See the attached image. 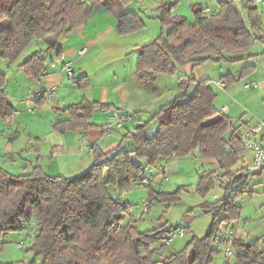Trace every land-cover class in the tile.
<instances>
[{
	"label": "trees",
	"instance_id": "obj_1",
	"mask_svg": "<svg viewBox=\"0 0 264 264\" xmlns=\"http://www.w3.org/2000/svg\"><path fill=\"white\" fill-rule=\"evenodd\" d=\"M261 1L219 0L216 7L195 8L194 21L175 13L177 2L162 1L155 8L162 32L138 48L137 72L140 82L154 91L159 74L176 76L182 93L125 134L124 139L133 141L132 147L119 145L108 152L96 147L92 164L79 174H49L39 158L28 173L14 174L0 166V254L7 242L5 236L30 227L36 216L37 227L31 233L33 241L28 251L41 256V264H211L221 251L219 238L229 235L241 216L238 199L253 192L252 172L248 167H237L246 149L239 127L216 104L218 94L210 78L196 80L193 74L178 71L180 67H196L206 61L236 63L248 58L242 54L257 41L264 42ZM130 2L0 0V20L6 21L0 24V58L14 63L34 39L66 36L95 8L111 9L115 4ZM118 18L119 34L136 32L146 25L136 10L124 11ZM58 42L56 39L46 49L34 51L19 67L28 76L42 77L47 72L44 53L57 49ZM57 56H61L60 51ZM256 68L254 63L244 64L238 69L239 77L228 71L221 78L233 83ZM191 82L196 85L190 89ZM78 83L87 86L89 81L85 76ZM5 85L6 75L0 71V114L12 117ZM112 108L110 103L83 99L66 108L69 118L56 122L54 129L63 133L88 129L95 126L91 122L94 110ZM154 121L156 127L150 133L146 128ZM196 151L200 158H215L219 163L218 170L201 172L196 190L203 198L197 206L211 219L202 235L194 234L180 250L165 255L164 240L181 227H166L168 223H164L139 230L134 223L124 224L133 205L121 195L131 192L135 185H149V171L161 168L163 159L185 158ZM217 180L224 194L209 202L205 197ZM110 186L117 187V196L109 191ZM233 188L234 194L230 195ZM184 190L180 186L167 192L149 185L146 201L172 205L182 201ZM234 245L240 264H256L264 253L259 239H235Z\"/></svg>",
	"mask_w": 264,
	"mask_h": 264
},
{
	"label": "crops",
	"instance_id": "obj_2",
	"mask_svg": "<svg viewBox=\"0 0 264 264\" xmlns=\"http://www.w3.org/2000/svg\"><path fill=\"white\" fill-rule=\"evenodd\" d=\"M148 1H150V5L145 0H131V2L127 5L115 4L111 9L104 6L95 8L85 19L78 22L66 36H62L65 37L62 42H60L61 39L58 40L57 49L50 50L53 53V55H51V63H49L46 58L47 72L42 77L34 78L26 74L22 76V81L24 82L23 90L28 88L27 84L32 86L34 90L28 93L26 98H20L21 100L19 99L16 106L14 105L12 99V93L8 92L9 73L16 68L18 70H23L19 67V65L34 51L41 49H32V51L27 54L26 58L22 59V56L26 53L27 47L14 63L0 58V71L6 75L5 91L11 110L14 112L12 117H4L0 114L1 120L8 125L11 124V120H13L15 116L23 115V111L18 110L21 108H26L29 112L34 114L38 113V115L43 112H47L49 114L52 113L55 118V121L44 124V134L39 137H35V140L31 134H26L27 132H24L26 136L25 145L18 143L21 134H18L17 131H14L13 134H7L6 130L0 128L1 167L14 174L28 173L32 170L37 158H39L41 165L49 174L66 175V173L71 172L77 173L80 171L79 169L85 170L94 160L93 152L96 147H101L104 152L111 151L119 145L132 147L133 141L128 138L124 139L125 134L133 131L134 127L140 121L150 119L152 115L162 106L173 100L175 96L182 93L178 87L176 76H174L176 78L175 81H169L168 77L165 76L166 74H159L156 82L157 91H154L152 87L141 83L139 80V74L137 72V50L143 44L157 38L162 32L161 22L155 17V8L164 0ZM166 1L177 2L175 13H179L178 8L181 4H184L188 10V2L186 0ZM204 1L209 3L207 6L216 7L219 0H200L199 3ZM259 7L263 19L261 33L264 35V0L260 2ZM127 10L139 11L141 16L144 18L146 25L139 31L128 34H119L118 16ZM186 13L187 12L184 14L189 17ZM190 18H188L190 21H194ZM57 38V36L51 35L48 39H42L47 43L43 50ZM35 40L36 39H34L31 43L36 42ZM58 51L61 52L60 57L57 56ZM242 55V57L246 56L248 58L236 63L226 62L229 63V68H224L225 64L216 62L214 73L219 75L217 77L212 76L213 73L211 72V68L206 67L207 65H205V63L196 67L187 65L182 67V71L178 72L180 74L187 75L193 74L196 80L205 77L210 78V80L214 79L213 82L211 81L213 87V84L218 86L216 85V81L223 80L226 82V86L221 88H225L229 92L228 96L234 97V99L237 100V93L235 90L237 80L233 83H229L226 79H222L221 76L224 72L228 71L234 73L236 77L240 76L238 69L244 64L254 63L257 65L256 70L246 77L250 78L249 81H257L258 83L262 82V90H264V42L260 40L257 41L253 48ZM68 67L72 69L71 75L67 71ZM85 76L88 79L89 84L87 86H80L78 81ZM217 78L219 79L217 80ZM168 82H171V85H173L172 88L174 89L177 86L179 90L178 93H176L175 90L171 92L167 91L169 88ZM12 85L15 87L14 83H12ZM195 85L196 82H191L190 89L194 88ZM52 88L56 90L54 99L44 97L40 100V91ZM252 89H246L249 90L247 91L248 93H246L256 97L259 91L252 92L250 91ZM261 97L262 102L260 104V109L251 111L244 109V111L241 112V104L240 107L235 103L231 105L230 98L223 101V104L219 107L221 108L223 106H227L228 115H230V112L233 111L234 116L238 119L235 126L239 127L238 131L240 132L244 126L252 124L259 119H264V95ZM83 99L110 103L114 105V108L110 110H94L91 122L94 123L95 126L89 127L88 129L70 130L64 133L55 130L54 124L56 122L69 118V113L66 108L72 104L80 102ZM38 100L40 101L38 102ZM114 111H123L129 113L130 115L132 114V118H130L132 121L130 119L127 120L121 128L115 127L113 119ZM234 116L232 115L230 118ZM102 118H107V120L104 121ZM20 121L21 119L17 118L14 121L15 125L13 124V126L17 127ZM126 124H128V126H126ZM124 127L125 130H122ZM155 127L156 121L151 122L147 126L146 130L153 133ZM16 138L17 140H15ZM33 140L35 143H32ZM81 145H92L93 148L92 150L85 148L82 152H86L85 155L78 151ZM26 156L35 157V159L32 161L27 159ZM19 157H22L24 160L26 159V161L18 162L17 158ZM184 159H189L186 167L185 164L183 165L184 162H181ZM252 163L253 152L246 149L245 153L241 156L237 167L245 166L250 170ZM162 167H155L149 171V174L155 179L154 184L151 186L155 187L157 190L167 191L165 190V185L169 182L171 183L174 181V178H176L180 184H175V182H173L174 185L170 188L173 190H168L167 192H172L178 187L184 186V191H188L190 194H195L201 172L204 170H218L219 163L215 158H200L199 155H192L185 158L172 156L162 160ZM194 168H200L201 171L197 172L195 170L193 177L196 178V180H194L195 182H193L191 186H188L189 182L187 181V172L194 171ZM181 170L183 171L182 173ZM251 172L252 175L250 176V185L253 192L246 193L242 197L246 195L252 196L254 192H257L258 188L263 187L264 175H259L253 171ZM139 185L148 186L149 188V185L147 184H138L134 187ZM133 189L131 191L132 193ZM233 191L234 188L229 192V194L233 195ZM130 194L131 193L129 192L124 193L121 197L125 201L132 203V200H130L129 197L126 198V196H129ZM223 194L224 190L221 187V182L217 180L215 187L208 192L205 200L214 202L221 198ZM145 199L144 201H146ZM144 201L139 205L138 211H135L134 208H132L128 214H126L123 221L124 224L134 223L136 226L143 224L145 225V227L142 228L144 230L153 229L164 224L161 223L163 218L160 219L164 216L163 214L160 217L157 216L153 218L151 216L153 202H150L149 210L144 212ZM184 202L186 201L184 200ZM200 202L202 201H199L197 204ZM162 204L163 203L159 206H162ZM240 205L242 206V204ZM191 212L195 213L196 211L194 210ZM138 217L140 220H138ZM241 219L242 217L240 216L239 220L234 223L233 228L229 230V234L233 235L235 239H243L246 242H251L253 240H250L249 237L252 230H248L244 225H241L242 222H247L245 221L246 219L244 221ZM166 222L168 223L166 227L172 226L169 219H167ZM192 230L189 228V232ZM258 239L262 243V240L260 238ZM262 249L264 251L263 243ZM263 257L264 253L262 258ZM212 264H224V256H215L214 263Z\"/></svg>",
	"mask_w": 264,
	"mask_h": 264
},
{
	"label": "rangeland",
	"instance_id": "obj_3",
	"mask_svg": "<svg viewBox=\"0 0 264 264\" xmlns=\"http://www.w3.org/2000/svg\"><path fill=\"white\" fill-rule=\"evenodd\" d=\"M146 2L149 3L150 5V1L145 0ZM185 1V0H183ZM188 2V10L186 9V7L184 6V4H181L180 7L178 8V12L181 14H184L185 12H187L186 14H188L189 17H187L185 14L184 16H186L187 18H190L192 20L195 19V13H194V9L197 7H201V6H207L206 1L199 3L200 0H186ZM193 4V5H192ZM5 20H0V24L5 23ZM62 37H58L57 40H60ZM36 42L31 43L27 50L26 53L21 57L22 59L26 58L27 54L32 51V49H43L47 43L44 42V40L42 39H36ZM51 55H53V53L50 52H45L44 56L48 59V62L51 63ZM21 59V60H22ZM215 63L214 61H206L205 65H207L206 67L211 68V72L213 73L212 76L213 77H217L219 75H216V73H214L215 71ZM225 64L224 68H229V63H223ZM183 68L180 67L179 68V72L182 71ZM25 73L23 72V70H18L17 68L15 70H12L9 73V83H8V92L12 93V99L14 102V105L16 106V104H18V101L20 98H26L27 94L32 92L34 89L32 86L27 84V87L25 90L24 89V82L22 81V76H24ZM166 77H168L169 81H175V77L172 75H165ZM239 77V76H238ZM171 79V80H170ZM219 78H217L218 80ZM18 80V82H17ZM214 79H212L211 81L213 82ZM250 80L249 77H244V78H238L236 81V93H237V100L234 99V97H229V92L225 89V88H221L219 86H215V89L217 91L218 94V99L216 101V104L218 105V107L223 104L222 102L225 101L227 98L231 99L230 104H236L239 105L241 104V112L245 110H255V109H260V104L262 102V95H264V90L263 89V84L262 82H259L258 86L256 88H253L252 92L254 91H259L258 95L256 97H253L251 95H248L247 91L244 84L246 82H248ZM12 83H14L15 87L12 85ZM12 85V86H11ZM168 92H171L173 90L176 91V93H178V88L177 86L174 88L173 85H171V82H168ZM35 92V91H34ZM247 92V93H246ZM55 96L53 97H48L49 99H54ZM174 98V97H173ZM21 100V99H20ZM243 106V107H242ZM18 109V108H17ZM20 111H23V115H17L15 116V118H13V120H11V124H7L4 123V121L1 120L0 118V128H3L4 130H6V133L8 134H13L14 131H17L18 134H21V137L19 138V144L21 145H25V133L26 134H31V136L34 137H39L42 134H44V129L43 126L46 123H50L55 121L54 115L51 113H47V112H43L40 115L34 114L29 112L26 108H21L18 109ZM249 111V112H250ZM248 112V114H249ZM47 113V114H46ZM94 114V113H93ZM132 115V114H131ZM234 116L233 111L230 112L229 116ZM20 118L21 121L19 123V125L17 127H14L13 124L15 125L14 121ZM104 121L107 120V118H102ZM233 123L235 124L237 122V117H231ZM132 121V119H130ZM126 126H128V124H126ZM132 126V125H131ZM130 126V127H131ZM125 130V127L122 129ZM11 136V135H10ZM17 140V138L15 139ZM34 140L32 141V143H35ZM32 148V147H31ZM86 155V152L82 153ZM198 155L197 151L194 153V155ZM198 157V156H196ZM27 159L29 160H34L35 157H30V156H26ZM18 162L19 161H26V159L24 160L22 157L17 158ZM189 160V159H188ZM188 160L184 159L181 162H184L183 165L186 164L188 162ZM37 163V160H36ZM35 163V164H36ZM44 163V162H43ZM183 165H182V169H183ZM188 165V164H187ZM80 171H78L77 173H66V176H74L76 174H79L80 172H82L83 169H79ZM195 170L197 172H200L201 169L200 168H194V171L191 172H187V181L189 182L188 186H191L193 182H195L194 180H196V178L193 177V174L195 172ZM183 171L181 170V173ZM68 174V175H67ZM53 175V174H52ZM183 175V174H181ZM180 175V176H181ZM179 176V177H180ZM153 177V176H150ZM154 179V177H153ZM155 180V179H154ZM175 184H180L179 181H177L176 178H174V181H172L171 183H167L165 185V190H173L170 189L174 183ZM263 187L258 188L257 192H254V194L252 196H244L240 199H238V202L240 204H242V209L243 211L241 212V220H245L247 222H242L241 225H244L246 229L248 230H252L249 239L250 240H254V239H258L260 238L262 240V243L264 245V182H263ZM109 191L114 195L117 196V194H119V190L117 189V187L114 186H110L109 187ZM131 193L129 196L127 195L126 198L129 197L130 200H132V205L135 211H138L139 209V205L143 203L144 199L148 198V194H149V188L148 186H136L133 189V193ZM145 199V200H146ZM184 200L186 202H184ZM202 201V198L197 194H190L188 193V191H184L182 194V201L181 203H175L172 205L169 204H165L163 203L162 206L161 203H157V202H153V206H152V211H151V216L154 217H160L162 214L164 215L163 217H161L160 219L163 218V220H161V223H167V219L170 220V223L172 225H176V226H181V227H186L188 230L189 228H191L192 231L188 232L185 236L182 237H176L174 238V240L170 243V244H166L167 247L166 249L163 250V253L165 255H168L174 251L180 250L185 244L186 242L194 235H201L203 234V232L206 230L208 223L211 219V215L210 214H204L202 212V210L197 206L198 202ZM134 202V203H133ZM145 204V203H144ZM197 204V205H196ZM196 205V209H194ZM147 207V210H144V212H147L149 210V203L147 202V204L144 206V208ZM188 209H187V208ZM193 208L192 211H196L195 213H192L191 211H189V209ZM138 220L139 217H138ZM158 222V221H157ZM33 228L37 227V217L35 216L33 218L32 221V225ZM145 225H137V228L139 230H144L142 228H144ZM30 227H26L25 229L21 230V231H12L10 232L7 236H5L6 239V245L2 251V253L0 254V261L2 262H8V263H14V264H32V262L34 261V264H41L42 261V257L41 256H34V253L32 251H28V249L31 246V243L33 241V233L34 231H29ZM31 234V235H30ZM30 235V236H28ZM24 241V245L22 247H20L18 245L19 241ZM219 255H223V251H220L216 256ZM214 263V260L213 262ZM211 263V264H212Z\"/></svg>",
	"mask_w": 264,
	"mask_h": 264
},
{
	"label": "built area",
	"instance_id": "obj_4",
	"mask_svg": "<svg viewBox=\"0 0 264 264\" xmlns=\"http://www.w3.org/2000/svg\"><path fill=\"white\" fill-rule=\"evenodd\" d=\"M68 73L72 74V69L70 67L67 68ZM216 85L220 87H225L226 82L223 80L216 81ZM258 86L257 81H248L244 84L245 89H252ZM56 90L54 88L48 90L40 91V96L44 97H53L55 96ZM222 112L227 113L228 107H221ZM13 116V115H12ZM132 118V115L123 111H114L113 119L114 125L117 128H121L124 123ZM240 140L244 145L245 149L251 150L253 152V163L250 166V170L258 173L259 175H264V119H259L252 124L244 126L240 132ZM85 148L92 150V145H81L79 147V152L82 153ZM163 168V167H162ZM153 177H149L147 183L149 185L154 184ZM144 206L147 204V201H144ZM147 210V207L144 208ZM29 231H35V228L30 226ZM188 233V229L186 227H181L168 235V237L164 240L165 244H170L174 238L185 236ZM235 237L233 235H222L219 238V243L221 249L224 254V264H240L236 260V248L234 245ZM20 247L24 245V241H20L18 243ZM34 264V261L32 262ZM256 264H264V257L260 259Z\"/></svg>",
	"mask_w": 264,
	"mask_h": 264
},
{
	"label": "water",
	"instance_id": "obj_5",
	"mask_svg": "<svg viewBox=\"0 0 264 264\" xmlns=\"http://www.w3.org/2000/svg\"><path fill=\"white\" fill-rule=\"evenodd\" d=\"M64 38H65V37H62L61 40H60V42H62V41L64 40Z\"/></svg>",
	"mask_w": 264,
	"mask_h": 264
}]
</instances>
